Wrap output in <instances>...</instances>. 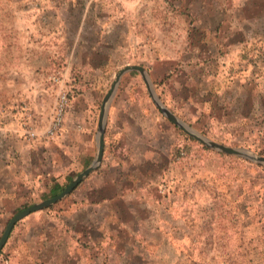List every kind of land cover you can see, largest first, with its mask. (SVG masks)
<instances>
[{"label": "crops", "instance_id": "0c3cea01", "mask_svg": "<svg viewBox=\"0 0 264 264\" xmlns=\"http://www.w3.org/2000/svg\"><path fill=\"white\" fill-rule=\"evenodd\" d=\"M231 1L241 2L244 7L256 0ZM16 14L23 18L25 27L32 26L29 19L34 13ZM49 14L57 27L65 25L66 57L80 74L72 87L81 102L74 101L56 142L55 138L47 142L39 137L27 140L22 128V124H26V113L19 106L20 102L27 100L34 109L35 119H40L38 114H44L46 94L54 88L46 79L49 53L44 43L48 45L49 39H42L41 47L27 37L13 39V104H0V217L51 198L52 192L59 187L65 188L91 165L97 151L98 114L108 91L104 93L109 70L119 65L118 58L123 57L124 46L131 45V38L133 40L129 20H114L109 13ZM209 14L191 24L194 34L197 32V44L194 38L192 40V33L188 38L192 45L199 44L202 50L199 55L193 49L195 56L189 54L185 61L197 71L184 72V67L178 78L177 71L171 69L173 61L170 65L159 60L148 67L139 66L146 70L164 106L184 123L192 126L198 119L195 117H207L218 126L239 127L243 131L248 126L245 122L256 118L259 106L264 105L259 102L264 78L253 72L254 81L250 78L244 81L241 75L230 81L222 80L213 68L207 74L203 68L199 70V63L217 62L219 51L225 50L223 45L214 42L226 23L221 15H233L228 23L236 24L230 29L235 30L227 42L230 47L233 38L244 31L249 36L264 38V32L257 31L261 20L256 17L257 13ZM42 24L39 17L37 25L43 27ZM61 37L55 40L61 42ZM18 45L24 48L23 54L18 52ZM132 73L143 83L142 88L128 84ZM243 74L245 78L251 75ZM199 76L204 84L195 88ZM145 94L149 97L138 72L132 70L122 75L108 106L99 166L67 196L50 207L30 213L12 228L10 234L21 224L26 229L27 223L37 221L39 236L43 234L49 243L47 248L59 250L60 262L49 264H108L107 261L98 262L97 257L108 259L110 252L128 238L130 245L143 225L154 230L155 215L162 207L156 187L168 169H178L173 157L179 128L160 113L150 97V102H146ZM41 120L44 122L45 117ZM77 169L82 170L74 172ZM35 226L30 229L35 230ZM27 238V234L21 235L19 245L24 246ZM125 250V254L129 253ZM20 263L17 260V264Z\"/></svg>", "mask_w": 264, "mask_h": 264}, {"label": "rangeland", "instance_id": "374dc122", "mask_svg": "<svg viewBox=\"0 0 264 264\" xmlns=\"http://www.w3.org/2000/svg\"><path fill=\"white\" fill-rule=\"evenodd\" d=\"M16 13H34L29 19L32 26L25 27L23 18ZM49 13H109L114 20H129L133 40L131 38V45L124 46L123 57L118 58L119 65L109 70L104 93L115 73L128 64L148 67L159 60L166 61L168 65L173 61L171 69L177 71L178 78L182 76L184 67V72H191L193 69L197 71L185 61H188L186 59L189 54L194 55L193 49L199 55L202 50L198 47L199 44L192 45L188 38L192 33V40L194 38V43L197 44V32L194 34L191 24L198 23L209 16V13H257L256 17L261 20L257 31L264 32V0L252 1L244 7L241 2L231 0H0L1 105L13 104V39L27 37L34 45H40L37 47H41L42 39H49L48 45L44 43L49 53L46 79L54 88L46 94L44 114H38L40 119H35L34 109H31L27 100L19 105L26 113L24 122L46 142L52 139L46 140L41 135L52 120L58 95L65 92L69 98L64 120L73 103L81 102L80 96L72 87L78 82L80 74L66 57L67 47L63 42L65 25L57 27ZM231 16L233 15H221L226 23H223L224 26L218 33L219 39L214 40L223 45L225 50L221 48L217 62L199 63V70L203 68L207 74L213 68L222 80L227 81L238 78L239 75L244 81L249 78L254 81L251 78L254 73L264 78V38L249 36L244 31L233 38V44L230 42L233 46L230 47L227 42L235 31L230 29L236 25L228 23ZM39 17L43 27L37 25ZM58 37H61V42L55 40ZM16 48L23 54L24 48L19 45ZM35 51H39V48H35ZM37 55L35 52V57ZM243 72L251 75L247 74L245 78ZM134 75L132 73L131 78L127 79L128 84L134 88H142L143 83ZM17 80L21 81L20 78ZM195 83V88L202 87L204 79L199 76ZM104 93L99 95V105ZM146 94L144 98L149 103ZM259 98V102L264 104V88ZM256 115L250 122H245L248 126L243 131L239 127L234 129L232 126H218L209 122L207 117H195L198 119L189 126L213 142L248 149L264 156V105L259 106ZM41 117H45L44 122ZM26 124H22L23 135ZM54 138L56 142L57 138ZM175 148L177 150L173 159L178 169H168L167 175L159 183V187H156L162 207L160 213L155 215L154 230H148L143 225L141 230H137L136 235L139 236L131 239L130 245L128 238L123 245L116 246L110 252L108 259L97 257L98 262L264 264V229L257 223L256 208H253L255 204L248 203L250 207L243 209L244 193L264 185V166L208 149L180 129ZM247 197L249 195L246 194ZM13 214L0 217V237ZM36 223L37 221L27 223L26 229L21 224L14 230V234L11 233V237L1 248L0 264H17V260L22 264L60 262L59 250L47 248L49 243L43 234L39 236L40 228ZM30 226L37 228L30 229ZM24 234L28 235L27 243L19 245V241L22 242L20 237ZM125 249L129 253L125 254Z\"/></svg>", "mask_w": 264, "mask_h": 264}, {"label": "water", "instance_id": "95a60500", "mask_svg": "<svg viewBox=\"0 0 264 264\" xmlns=\"http://www.w3.org/2000/svg\"><path fill=\"white\" fill-rule=\"evenodd\" d=\"M138 72L141 76L145 87L147 89V92L149 94V97L152 101V103L155 105V107L160 111V113L170 120L174 125H176L183 133H185L187 136L191 137L204 147L220 152L224 155H230L239 157L242 159H245L247 161H250L256 165L264 166V156L257 155L253 153L252 151L244 148H232L228 147L216 142H213L206 138L205 136L201 135L199 132L191 128L189 125L181 121L178 116H175L169 109H167L164 104L161 102L159 97L155 94V91L152 87V84L150 82L149 76L147 75L146 70L142 66L139 65H126L119 69L114 76V79L110 85V88L106 92L105 96L103 97L101 108L98 114V123H97V151L95 154V157L93 158V161L89 167H87L85 170H83L81 173H79L75 178L56 196L45 199L41 202L32 204L19 212L15 213L13 217L8 221L7 225L5 226V229L0 237V251L2 250L3 246L5 245L6 241L8 240L9 234L14 227V225L28 216L30 213H33L35 211L50 207L53 205V203L58 202L65 196H67L69 193H71L78 184H80L88 175H90L92 172L96 170V168L99 166L102 155H103V145H104V128H105V122H106V114L108 110L109 103L116 91V88L118 86L119 80L122 77L123 74L130 72V71Z\"/></svg>", "mask_w": 264, "mask_h": 264}, {"label": "built area", "instance_id": "2783aa9c", "mask_svg": "<svg viewBox=\"0 0 264 264\" xmlns=\"http://www.w3.org/2000/svg\"><path fill=\"white\" fill-rule=\"evenodd\" d=\"M69 105V98L68 95L65 92H61L58 95V99L55 105L54 109V115H52V120L47 127V129L42 133L41 137L44 139H53L56 137L59 132L63 128V122H64V116L67 106ZM25 128V138L27 140H35L38 138V134L32 129L31 127H28V124H26Z\"/></svg>", "mask_w": 264, "mask_h": 264}, {"label": "trees", "instance_id": "16d2710c", "mask_svg": "<svg viewBox=\"0 0 264 264\" xmlns=\"http://www.w3.org/2000/svg\"><path fill=\"white\" fill-rule=\"evenodd\" d=\"M263 170V169H262ZM64 188L59 187L54 192L50 194V197L56 196L58 193H60ZM244 193V190L242 191V194ZM241 194V193H240ZM246 194L249 195V197L246 198ZM251 197V199H250ZM243 200L245 201V205H243V209H248L250 205L248 203L255 204L253 205V208H256L257 213V223L260 224L261 227L264 229V185H260L257 189L253 190V188L249 191V193H244ZM11 235V234H10ZM10 235L8 239L10 238Z\"/></svg>", "mask_w": 264, "mask_h": 264}]
</instances>
